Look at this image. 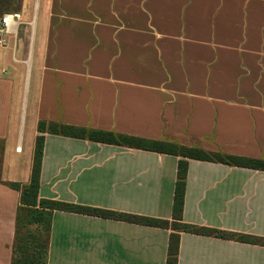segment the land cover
Wrapping results in <instances>:
<instances>
[{
	"label": "crops",
	"instance_id": "0c3cea01",
	"mask_svg": "<svg viewBox=\"0 0 264 264\" xmlns=\"http://www.w3.org/2000/svg\"><path fill=\"white\" fill-rule=\"evenodd\" d=\"M26 3L0 44V264L39 121L264 160V0ZM43 134L39 198L171 221L179 156ZM187 161L181 221L264 238V171ZM171 231L55 210L47 264H166ZM177 264H264V245L180 231Z\"/></svg>",
	"mask_w": 264,
	"mask_h": 264
},
{
	"label": "trees",
	"instance_id": "16d2710c",
	"mask_svg": "<svg viewBox=\"0 0 264 264\" xmlns=\"http://www.w3.org/2000/svg\"><path fill=\"white\" fill-rule=\"evenodd\" d=\"M1 1L2 0H0V2ZM5 1L13 2L14 0ZM6 10H8V8H6ZM6 10L1 9L0 16ZM37 129L39 134L35 138L31 174L28 183L20 185L17 182H6L11 188L20 191L19 205L15 217L14 238L11 247V264H47L51 218L52 213L55 210L83 213L103 218L119 219L172 229L173 231L170 232L168 239L166 264H177L180 231L208 236L212 235L224 239H235L242 242L260 243L264 245V238L262 237L238 234L236 232L211 227L196 226L181 221L188 159L221 162L228 165L244 166L264 171L263 159L235 156L220 152H209L201 148L187 147L172 142L149 140L127 134H119L97 129H86L84 127L56 122L47 123L45 121H39ZM44 132L82 139L87 138L101 143L117 144L179 156L177 161L171 221L116 212L60 200L39 198L38 190L41 158L45 138L43 134Z\"/></svg>",
	"mask_w": 264,
	"mask_h": 264
},
{
	"label": "rangeland",
	"instance_id": "374dc122",
	"mask_svg": "<svg viewBox=\"0 0 264 264\" xmlns=\"http://www.w3.org/2000/svg\"><path fill=\"white\" fill-rule=\"evenodd\" d=\"M23 1H26L27 2L26 4L31 7L30 10L32 9V6H35L37 3V0H14L13 2L2 0L0 2V10L1 9L6 10V8H8V10H6L3 14L10 13V12H18L19 13V11L21 10V6H23ZM9 7H11V8H9ZM17 7H18V9H17ZM2 15L0 17H2ZM20 18H21V15L19 13V20H20ZM10 32H11V30H9L7 32H3L2 35H0V37H2V41L0 42L1 45L6 44V36L5 35H7V33H10ZM11 135H12V130H11Z\"/></svg>",
	"mask_w": 264,
	"mask_h": 264
},
{
	"label": "built area",
	"instance_id": "2783aa9c",
	"mask_svg": "<svg viewBox=\"0 0 264 264\" xmlns=\"http://www.w3.org/2000/svg\"><path fill=\"white\" fill-rule=\"evenodd\" d=\"M19 20L18 12H10L3 14L0 20V35L3 32H7L10 30V26L13 25L16 21ZM2 41V37H0V42Z\"/></svg>",
	"mask_w": 264,
	"mask_h": 264
}]
</instances>
